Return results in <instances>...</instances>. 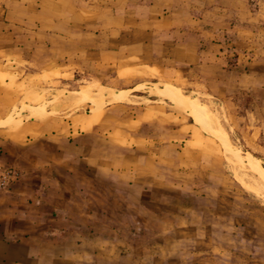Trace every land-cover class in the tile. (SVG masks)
<instances>
[{"label":"crops","instance_id":"1","mask_svg":"<svg viewBox=\"0 0 264 264\" xmlns=\"http://www.w3.org/2000/svg\"><path fill=\"white\" fill-rule=\"evenodd\" d=\"M193 85L264 94V0H0V164L25 172L0 196V264H81L61 238L91 231L51 212L73 205L60 172L78 164L135 206L157 166L206 153L194 116L156 93Z\"/></svg>","mask_w":264,"mask_h":264},{"label":"rangeland","instance_id":"2","mask_svg":"<svg viewBox=\"0 0 264 264\" xmlns=\"http://www.w3.org/2000/svg\"><path fill=\"white\" fill-rule=\"evenodd\" d=\"M184 89V97L207 109L211 123L223 129L232 153L198 123L210 141L206 153L193 164L157 166L156 175L145 180L147 189L129 192L135 206L121 204L114 189L103 192L98 178L86 176L78 164L75 177L60 172L61 198L73 205L50 211L59 219L75 216L76 229L91 231L61 238V250L71 260L81 253V264H264V184L250 162L251 155L264 169V94L239 89L211 95L207 87L194 85ZM2 165L18 174L12 188L24 180L22 168ZM105 195L107 205L100 207ZM88 218L94 223H86ZM62 258L61 264H72Z\"/></svg>","mask_w":264,"mask_h":264},{"label":"bare ground","instance_id":"3","mask_svg":"<svg viewBox=\"0 0 264 264\" xmlns=\"http://www.w3.org/2000/svg\"><path fill=\"white\" fill-rule=\"evenodd\" d=\"M98 84V82H97ZM96 85V84H95ZM155 85V84H154ZM99 87V86H98ZM155 87V86H154ZM92 88V87H91ZM94 88V87H93ZM102 88V87H100ZM98 89V88H96ZM144 90V89H142ZM102 92V91H101ZM61 93V92H60ZM150 93V92H149ZM156 93L162 97V98H169L170 100H172L177 107L183 109V110H187L189 111L193 116L194 119L197 121V123H199L201 125V127L203 128V130L209 134H212L214 136H216L217 138H219L222 143L225 146V149L228 153H232V148H231V144L228 140V138L226 137V135L224 134L223 129H221L220 126H215L213 123H211V121L209 120L206 110L204 108H202L198 102L196 100H188L185 97L182 96V94L180 93V91L176 88H174L173 86H167L165 89H158L156 91ZM48 94V93H47ZM107 94V93H106ZM115 94V92H114ZM81 95V94H80ZM82 96V95H81ZM104 96V95H103ZM150 96V95H149ZM206 96V95H204ZM68 97V96H67ZM79 97V96H78ZM86 97V96H85ZM94 97V96H93ZM91 97V98H93ZM113 97V96H112ZM124 95H116V98H123ZM211 97V96H210ZM131 98V97H130ZM190 98V97H189ZM132 99V98H131ZM151 99V97H150ZM191 99V98H190ZM81 100V99H80ZM90 100V99H89ZM96 100V99H95ZM137 100V99H135ZM56 101V100H55ZM79 102V101H78ZM76 102V103H78ZM143 104V103H142ZM29 107V106H28ZM174 107V106H173ZM205 108H207L206 106H204ZM177 109V108H176ZM180 110V109H179ZM210 111V110H209ZM28 112V111H27ZM212 113V112H211ZM15 114V113H14ZM17 113V116H20V114ZM218 114V113H217ZM222 116V115H221ZM14 118V117H13ZM219 118V117H218ZM9 120V119H8ZM220 120V119H219ZM18 124V123H17ZM224 128V127H223ZM225 130V128H224ZM238 148V147H237ZM239 149V148H238ZM255 161L257 162V159L254 158L253 156L250 155V162H251V167L253 170L258 171L262 177H261V181L264 184V169L258 167L257 165H255ZM259 161V160H258ZM254 162V164H253ZM260 162V161H259ZM231 165V164H230ZM243 173V172H242ZM252 184V183H251ZM259 184V183H258ZM262 188V186H260ZM259 192V191H257Z\"/></svg>","mask_w":264,"mask_h":264},{"label":"built area","instance_id":"4","mask_svg":"<svg viewBox=\"0 0 264 264\" xmlns=\"http://www.w3.org/2000/svg\"><path fill=\"white\" fill-rule=\"evenodd\" d=\"M17 179L16 171L0 164V194L10 191Z\"/></svg>","mask_w":264,"mask_h":264}]
</instances>
